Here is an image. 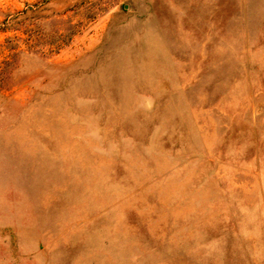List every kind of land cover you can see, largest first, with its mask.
I'll use <instances>...</instances> for the list:
<instances>
[{"label":"rangeland","instance_id":"1","mask_svg":"<svg viewBox=\"0 0 264 264\" xmlns=\"http://www.w3.org/2000/svg\"><path fill=\"white\" fill-rule=\"evenodd\" d=\"M0 264H264V0H0Z\"/></svg>","mask_w":264,"mask_h":264}]
</instances>
